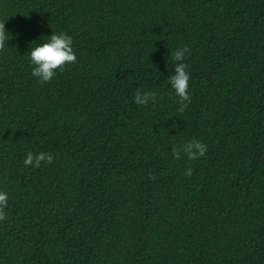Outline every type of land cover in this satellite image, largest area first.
I'll return each mask as SVG.
<instances>
[{"label": "trees", "instance_id": "obj_1", "mask_svg": "<svg viewBox=\"0 0 264 264\" xmlns=\"http://www.w3.org/2000/svg\"><path fill=\"white\" fill-rule=\"evenodd\" d=\"M3 22L0 264H264V0H0ZM52 32L77 63L37 83ZM193 139L205 155L175 159Z\"/></svg>", "mask_w": 264, "mask_h": 264}, {"label": "clouds", "instance_id": "obj_2", "mask_svg": "<svg viewBox=\"0 0 264 264\" xmlns=\"http://www.w3.org/2000/svg\"><path fill=\"white\" fill-rule=\"evenodd\" d=\"M10 39L7 34L4 22L0 23V50L5 48V41ZM72 37L64 32L54 33L47 36L46 42L38 43L31 48L29 53L30 62L34 67L31 68V75L36 78L37 83H45L52 80L56 75V71L64 70L66 64L77 63V56L73 51ZM190 54V46L183 45L172 52V59L176 61L174 74L168 77V81L174 89L176 96L179 97L178 103L180 107L179 112H183L188 103H191V97L188 93V82L190 73L187 71L188 65L184 63L185 54ZM157 94L151 91L142 92L137 88L134 92L133 102L137 105H147L150 101L155 104ZM187 102V103H186ZM207 151V145L200 140H190L177 146H172L171 152L175 159H180L181 152L186 154L189 160L199 159L204 156ZM54 156L51 152H27L24 158L25 167L39 168L42 163L52 164ZM192 169L189 167L185 169V175L191 176ZM150 179L155 177L151 174ZM8 204V195L4 191H0V221L7 219L5 208Z\"/></svg>", "mask_w": 264, "mask_h": 264}]
</instances>
